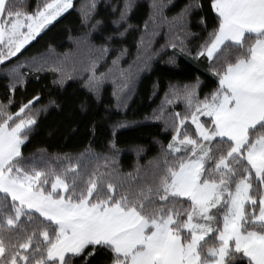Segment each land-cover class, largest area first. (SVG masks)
Returning a JSON list of instances; mask_svg holds the SVG:
<instances>
[{
  "label": "snow or ice",
  "instance_id": "snow-or-ice-1",
  "mask_svg": "<svg viewBox=\"0 0 264 264\" xmlns=\"http://www.w3.org/2000/svg\"><path fill=\"white\" fill-rule=\"evenodd\" d=\"M135 3L124 0L112 20L97 18L96 4L89 5L84 20L91 30L78 39L102 30L99 51H110L132 28ZM152 7L164 5L154 0ZM71 8L73 0H43L34 11L0 0V65H12L4 69L12 93L32 68L39 80L49 63L21 61L22 50ZM202 8L190 2L181 9L174 18L181 32ZM210 8L215 15L198 26L211 31L193 59L216 65L218 86L201 99L196 77L172 93L186 105L172 114L167 149L175 156L146 186H125L110 171L89 172L86 160L99 153L25 157L21 146L46 108L36 107L42 94L15 112L0 103V264H264V0H210ZM50 70L59 73L53 83L64 86L69 77ZM102 80L93 71L90 91L98 93ZM110 149L119 151L114 142Z\"/></svg>",
  "mask_w": 264,
  "mask_h": 264
},
{
  "label": "trees",
  "instance_id": "trees-1",
  "mask_svg": "<svg viewBox=\"0 0 264 264\" xmlns=\"http://www.w3.org/2000/svg\"><path fill=\"white\" fill-rule=\"evenodd\" d=\"M17 2L34 11L43 0ZM155 2L164 7L157 10L152 7L154 0H136L129 20L132 28L110 51L101 53L99 45L107 33L97 30L87 40L78 39L91 30L84 13L95 3V11L100 14L97 18L112 20L119 15L124 0H75L73 8L58 18V23L53 22L55 27L49 25L25 46L26 51L22 50L21 61L25 57L49 61L39 73V80L32 68L26 84L12 93L4 70L12 65H0V103L8 105L9 112H15L21 102L37 92L42 99L36 107L46 106L37 113L38 126L21 146L25 157L42 152L52 157L99 153V158L86 160L87 170L110 171L125 186L133 187L151 183L153 174L165 166L164 161L173 159L175 153L167 149L172 135V114L183 113L186 105L182 97L172 93L194 83L196 77L200 79L197 92L201 99L218 86V78L213 74L216 65L205 57L193 59L197 46L211 31V26L205 30L198 26V21L215 13L210 0ZM190 2L202 4L203 8L192 14L189 26L181 32L174 18ZM172 43H176V49L171 47ZM181 47L185 49L183 53ZM12 61L14 65L16 58ZM52 67L61 68L69 77L64 86L53 83L59 73L54 74ZM29 71V67L23 68L24 73ZM93 71L96 77H103L98 93L87 86ZM50 100L56 104H49ZM194 128L193 125L187 129L189 134ZM110 142L115 143L118 152L110 149ZM78 163L77 159L72 160L73 165Z\"/></svg>",
  "mask_w": 264,
  "mask_h": 264
},
{
  "label": "rangeland",
  "instance_id": "rangeland-1",
  "mask_svg": "<svg viewBox=\"0 0 264 264\" xmlns=\"http://www.w3.org/2000/svg\"><path fill=\"white\" fill-rule=\"evenodd\" d=\"M74 1H75V0H73V3H74ZM69 10H70V9H69ZM69 10H68V11H69ZM68 11H67V12H68ZM65 13H66V12H65ZM65 13H63L62 15H64ZM58 18H60V17H58ZM58 18H57V19H58ZM53 22H54V21H53ZM45 29H46V28H45ZM45 29H44V30H45ZM44 30H43V31H44ZM43 31H42V32H43ZM42 32H41V33H42ZM41 33H40V34H41ZM31 42H32V41H31ZM201 120H202V119H201Z\"/></svg>",
  "mask_w": 264,
  "mask_h": 264
}]
</instances>
